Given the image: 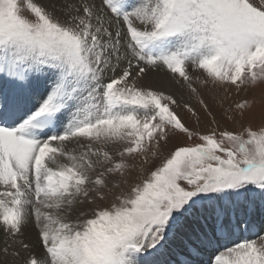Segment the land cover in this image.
<instances>
[{
    "label": "snow or ice",
    "instance_id": "snow-or-ice-1",
    "mask_svg": "<svg viewBox=\"0 0 264 264\" xmlns=\"http://www.w3.org/2000/svg\"><path fill=\"white\" fill-rule=\"evenodd\" d=\"M261 84L264 0H0V264H264Z\"/></svg>",
    "mask_w": 264,
    "mask_h": 264
},
{
    "label": "rangeland",
    "instance_id": "rangeland-1",
    "mask_svg": "<svg viewBox=\"0 0 264 264\" xmlns=\"http://www.w3.org/2000/svg\"><path fill=\"white\" fill-rule=\"evenodd\" d=\"M163 73H164V75L166 77L168 76V78H170V80H171V77L167 73H165V72H163ZM146 83L152 84V83H150L148 81ZM162 83L164 84L165 82H162ZM152 85L153 86H157V87L164 86V85H162L160 83L158 85H156V84L155 85L152 84ZM172 86H173L172 88L174 89L172 91H171V89H169V88H167L165 86L163 88L166 89L168 92H175L177 95L179 93L178 98L180 99V103L181 104H183L184 102H188V103L192 104L193 106H195L200 111L201 120H202V127L204 129H207L208 127H210L211 125L209 123V118L204 116L203 110L200 109V106L198 104V101H197L196 97L190 95L187 92L186 89H180L177 85H175L173 83H172ZM228 95L230 97V101L229 102H231V101H240V100H243V99H248L251 103H253V107L242 118V122H244V123L249 122L250 117H254V119L252 120V122L254 124H259L261 122V117H262V115H264V84H261V85L255 87L254 89H248V90L241 91L239 94L236 93L235 89H232L228 93ZM181 114L184 116L185 120L187 121L188 126L197 127V124H196V121H195L194 117H192L190 114H188L186 111H183V110H182ZM225 123H226V126L228 128H230V129L239 127L238 123H233V122H230V121H227ZM180 139H181L182 142L185 141V138H183V137H181ZM186 142L191 143V141H186ZM178 243H179V241H176L172 245V247H176L178 245ZM168 257L170 258V255H167V259H168ZM164 259H166V258L164 257ZM18 262L19 261H17V264H20V262L19 263Z\"/></svg>",
    "mask_w": 264,
    "mask_h": 264
},
{
    "label": "bare ground",
    "instance_id": "bare-ground-1",
    "mask_svg": "<svg viewBox=\"0 0 264 264\" xmlns=\"http://www.w3.org/2000/svg\"><path fill=\"white\" fill-rule=\"evenodd\" d=\"M147 81L154 84V85L155 84L158 85L160 83V84L164 85L165 87L171 89V91L174 90L172 88L173 86H172V82H171L170 78H168V76L166 77L164 75L163 71L150 73L149 76L147 77V79L145 80V83ZM162 82H165V83L163 84ZM164 86H161V87H164ZM178 95H179V93H178ZM24 238L26 241H29L33 244H36V242H37L36 230L34 228L27 229ZM16 247H19V244H17ZM165 258L167 259V255L165 256ZM0 259H3V257H0ZM168 259H169V257H168ZM7 264H17V261H13L12 257H8L7 258Z\"/></svg>",
    "mask_w": 264,
    "mask_h": 264
}]
</instances>
